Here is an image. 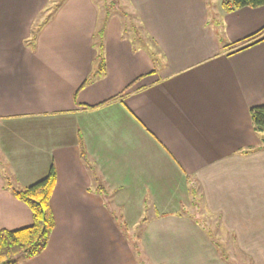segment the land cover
I'll list each match as a JSON object with an SVG mask.
<instances>
[{
  "label": "crops",
  "instance_id": "obj_1",
  "mask_svg": "<svg viewBox=\"0 0 264 264\" xmlns=\"http://www.w3.org/2000/svg\"><path fill=\"white\" fill-rule=\"evenodd\" d=\"M50 1L0 0V229L32 221L6 177L22 187L56 172L47 246L18 264H138L139 223L145 264H233L180 210L193 184L264 264V148L249 116L264 105V6L117 0L93 76L102 0Z\"/></svg>",
  "mask_w": 264,
  "mask_h": 264
},
{
  "label": "trees",
  "instance_id": "obj_2",
  "mask_svg": "<svg viewBox=\"0 0 264 264\" xmlns=\"http://www.w3.org/2000/svg\"><path fill=\"white\" fill-rule=\"evenodd\" d=\"M102 1V18L98 26L99 28L95 31V45L98 50L96 54L98 66L93 76L100 75L104 69V57L102 54L103 31L105 24L110 17V12L116 9L115 4L117 3V0ZM59 2H61V0H56L53 8H56ZM221 5L225 11H231L233 9L246 6H264V0H223ZM124 16L129 17L130 15L128 12L124 11ZM130 18L129 22L131 23L132 17L130 16ZM43 21L44 19H42V22ZM42 22H40L38 26L41 25ZM35 29L36 28H34V30ZM138 32L139 31H137V33ZM261 38H264V36ZM142 39L143 38L141 37V40ZM244 47H241L240 49ZM90 79L91 78L87 80L89 81ZM249 116L252 128L260 137L261 145L258 148H264V105L250 107ZM79 149L80 157L85 161V150L81 141L79 143ZM11 181L12 180L9 177H6L7 189L12 193V195L27 205L31 212L32 221L31 224L27 226L15 229H0V264H18L23 260L32 258L41 253L47 246L48 239L54 227V216L50 205V197L56 181V172L53 163H50L48 170L43 177L27 186L18 187L13 185ZM98 188L100 189V186H98ZM194 192L195 189L193 188L192 194H194ZM190 215L194 221L210 235V230H208L202 219L196 214ZM118 224H120L122 230L126 232V226L121 220H118ZM132 248L137 257L138 264H145L140 256L141 252L136 238L132 241ZM223 257L228 259L226 256Z\"/></svg>",
  "mask_w": 264,
  "mask_h": 264
},
{
  "label": "rangeland",
  "instance_id": "obj_3",
  "mask_svg": "<svg viewBox=\"0 0 264 264\" xmlns=\"http://www.w3.org/2000/svg\"><path fill=\"white\" fill-rule=\"evenodd\" d=\"M54 1H50V6L51 8H53L54 6ZM223 1V0H222ZM99 4L103 7V1H98ZM221 2V1H220ZM50 8V9H51ZM47 10L46 12H44L43 14L39 15L38 18V22H42V19L46 20L48 17L51 18V13L54 11L52 10V12L50 13L51 10ZM103 12V10H101ZM50 13V15H49ZM102 18V17H100ZM38 26V23L36 22L34 25V28H36ZM127 29L128 27L130 29H136L134 36L137 35V40H141V32H138V21L137 20H132L131 23H128L125 26ZM99 27L96 28V30ZM196 184H193L192 186H190L189 188V195L191 198V202L186 203L185 205L182 204L183 206L181 207V202H183V198L181 199V201H179V207L180 210L185 211L189 214H196L198 215L202 221L204 222V224L207 226L208 230H210V235L212 236V242L213 244L216 246V248H218V252H220V255L226 256L228 259H230L231 261H233V264H252L251 258L248 254H245L244 251L242 249H240L237 244H236V239L234 237L233 234L229 235L226 230L222 227L221 225V216L220 213H216V212H210L203 203V198L202 195L199 193V189L196 188ZM195 189L194 194H192V189ZM183 193L181 192H176L173 193L172 196H174L177 199V196H183ZM187 194V193H186ZM185 194V195H186ZM177 200H175L176 203ZM177 205V206H178ZM152 212V208L151 207H146L145 210V214L144 216L148 217ZM142 222V221H141ZM142 230V223L136 224V225H130L129 226V233H131L132 236H134V240L135 238H137V236H139L140 231ZM133 240V241H134ZM138 242V241H137Z\"/></svg>",
  "mask_w": 264,
  "mask_h": 264
}]
</instances>
